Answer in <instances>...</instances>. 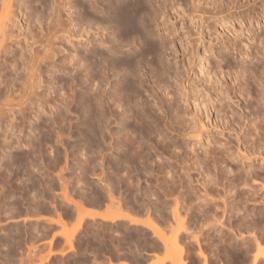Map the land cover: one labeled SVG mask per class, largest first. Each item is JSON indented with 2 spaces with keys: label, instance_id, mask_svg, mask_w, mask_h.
I'll list each match as a JSON object with an SVG mask.
<instances>
[{
  "label": "rangeland",
  "instance_id": "obj_1",
  "mask_svg": "<svg viewBox=\"0 0 264 264\" xmlns=\"http://www.w3.org/2000/svg\"><path fill=\"white\" fill-rule=\"evenodd\" d=\"M63 1L87 33L57 38L50 59L44 46L58 0H20L17 38L0 53V105L15 104L0 117V264H77L96 253L147 249L155 242L148 232L122 222L86 221L77 235L74 207L118 206L166 232L175 226L168 207L175 198L204 248L223 255L237 211L264 210L261 195L245 203L235 178L244 161L231 162L215 144L229 142L232 157L239 148L257 159L254 167L264 164L254 144L264 138V0H199L197 9L191 0H136L132 31L114 23L105 0ZM28 13L39 23L26 24ZM33 53L44 56L39 83L32 102L18 107ZM206 95L214 105L202 101ZM203 179L216 183L206 189V207L196 199ZM57 232L81 256L51 259L62 242ZM254 247L264 256V237Z\"/></svg>",
  "mask_w": 264,
  "mask_h": 264
},
{
  "label": "bare ground",
  "instance_id": "obj_2",
  "mask_svg": "<svg viewBox=\"0 0 264 264\" xmlns=\"http://www.w3.org/2000/svg\"><path fill=\"white\" fill-rule=\"evenodd\" d=\"M105 1L107 3V8H110L114 13V23L124 31H132L135 28L136 23V0H130L129 3L128 0ZM125 2H127V4ZM191 4L193 5V9H197L198 6H200V1L191 0ZM22 7L23 6L20 4V0H0V53H7V43L17 38L14 37L13 28L16 27V21H18L19 15L22 14ZM71 7L72 6L70 3L66 4L63 0H58V5H56V21L53 25V30L47 29L48 38L47 43L44 46V55L50 59L54 56V41L57 38H62L63 36L73 38L80 29L83 30V34L88 32V30L83 29L82 21L77 23L71 19ZM80 9L84 10L86 13H89L88 8H86L84 4L80 5ZM64 10L67 11V18L62 20L61 11ZM23 18L25 23L28 25L32 23H35L34 25H36V23H39V19H34L33 13H28L24 15ZM74 22L76 24H74ZM89 24L90 25H87V28L90 29L91 22H89ZM76 25H78L77 29ZM20 36L21 34L18 37ZM33 38L34 37L31 35V39ZM36 42H38V40H36ZM18 43H20V41H18ZM43 57L44 56L40 57V55L33 53V58L30 61L31 64L28 67L27 77L25 79L26 89H24V94L16 103V106H24L28 101L32 102V96L29 95H33L34 87L38 85L40 79L36 64L40 65ZM37 74L38 76L36 77ZM209 82H212V80ZM219 100H224V98L222 97ZM202 101H212L213 105L214 102H216L213 101V99L208 95H206ZM14 105L15 104L3 102L0 105V117L6 116L9 118L13 111V107L11 106ZM200 129H205V126L202 123L200 124ZM256 130L257 128L253 129L251 134L256 135ZM246 132L248 133V131ZM193 136L194 138L196 137L198 139V143H201L199 139V133ZM228 143L229 142L221 144L220 141L215 142V144L221 146L216 150H218L221 155H225L228 160H231V162H235L236 158L244 161V163L238 166V169L235 173V178L238 183L244 187L242 193L246 196L244 198L245 203H247L248 200H252L261 195V204L264 206V164H260L258 168L254 167L252 161L257 159L251 158L247 153L238 154L241 152L239 151V148L235 158L232 157V153L227 147ZM254 144L255 147L264 150V138H256ZM207 150L204 151V153H210L214 155V149ZM197 158L198 157L195 156V162L199 167L200 164L204 163V161L199 159L197 162ZM259 159L261 162H264V155L259 157ZM247 180H251V184H248ZM259 183H261V187L257 188L256 185ZM211 185L216 186L215 179H212L211 182H206L204 180L201 184L203 187L202 192H200L199 196H196V199L198 201L200 200L204 207L212 202V200L208 199L209 195L206 190L207 187ZM260 190L262 191L261 194H259ZM186 191L189 194L192 193L190 188H187ZM182 201L183 199L179 201L178 198H175L172 202V205L168 206L170 209L169 213L172 216L175 226L169 225L166 232L159 230L158 227L151 221L150 216H147L143 219L136 211L120 209L118 206H113V204L112 206L116 209H104L103 212H99L97 210L99 208L96 207L80 208L79 206H75L74 232H77V235L82 231L80 230L81 224L86 221L109 224L122 222L127 225V228L131 227L146 230L150 235L149 240L155 241L153 244L149 243L146 245L148 246L147 249L136 248V245H134L135 249L126 247L125 250L127 251L122 250L115 253H96L91 255V259H81V261H79L77 264H116V261H119L121 264H130V261H135L138 263L141 260H145V256H149L151 254L154 255V253L160 252H162L164 255L159 259L156 257L157 264H261L263 262L264 256H260L256 252L254 245H256V243L264 237V210H238L237 212H239V217H237L238 223L234 227L235 233H225L226 237L229 238V241H226V243L222 245L225 247V252L223 255H215L214 252L211 253L209 251L210 246L206 245L207 247L204 248L202 241H200L201 235L196 236L194 235V231L191 230L190 224L193 221V218L189 216L187 220H184V217H181V210H185V206L182 204ZM224 205L227 206V204ZM225 209L227 210V208H223V212H225ZM142 215L146 216L145 214ZM49 221L52 222L51 219ZM223 225L224 224H220V226ZM54 234L57 235L59 239L65 237V234L62 232H57ZM190 237L194 240L193 244L191 245L187 244L185 241V238ZM76 247L77 246L72 244L71 237L67 236L62 240L61 244L52 247V251L49 253L51 254L50 258L53 259L55 257L76 255L81 256L78 254V248ZM48 248H50L49 245ZM190 249L193 250L190 251Z\"/></svg>",
  "mask_w": 264,
  "mask_h": 264
},
{
  "label": "crops",
  "instance_id": "obj_3",
  "mask_svg": "<svg viewBox=\"0 0 264 264\" xmlns=\"http://www.w3.org/2000/svg\"><path fill=\"white\" fill-rule=\"evenodd\" d=\"M146 259L145 260H141L138 263L135 261H130V264H157V258L154 255H147L145 256ZM223 260V259H222ZM116 264H121L119 261L115 262ZM261 264H264V259L263 262Z\"/></svg>",
  "mask_w": 264,
  "mask_h": 264
}]
</instances>
